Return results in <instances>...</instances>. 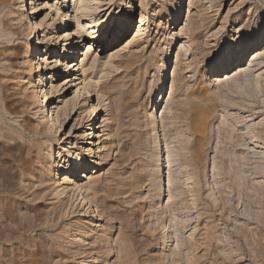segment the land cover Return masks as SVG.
Returning a JSON list of instances; mask_svg holds the SVG:
<instances>
[{"label":"rangeland","instance_id":"rangeland-1","mask_svg":"<svg viewBox=\"0 0 264 264\" xmlns=\"http://www.w3.org/2000/svg\"><path fill=\"white\" fill-rule=\"evenodd\" d=\"M103 1L92 0L99 22L146 13L152 22L130 45L136 23L107 49L96 40L80 72L94 94L89 104L66 91L64 68L51 80L53 107L77 111L53 134L55 158L79 113L92 115L98 100L100 124L111 131L97 142L101 159L89 158L98 174L79 180L84 195L58 197L53 159H35L48 139L36 140L43 115L29 57L45 43L42 29L51 33L57 22L48 11L29 15L23 0H0V264H264V67L239 75L264 54V42L228 76L205 81L210 66L254 40L264 0ZM91 43L89 32L77 52ZM171 51L169 89L154 112ZM91 132L87 124L78 134ZM160 169L166 178L156 190Z\"/></svg>","mask_w":264,"mask_h":264},{"label":"bare ground","instance_id":"bare-ground-1","mask_svg":"<svg viewBox=\"0 0 264 264\" xmlns=\"http://www.w3.org/2000/svg\"><path fill=\"white\" fill-rule=\"evenodd\" d=\"M114 1L115 0H104L102 3L97 4L100 6L101 4H103L105 7L111 8L114 4ZM132 3L133 2L131 0L129 4ZM36 4H38V6ZM29 5L31 8L30 10L32 11V13H30L29 15L34 13L43 14L45 11H48L50 13H47L46 17H49L53 22H57L56 27H54L52 30L50 29L51 33H49V31L45 29H42V34L39 36V40L42 36L45 43L39 42L36 46L34 45V48H31L32 53L29 56L32 59L30 60L32 62V66H34V63H36L35 65L38 69L36 72V66L34 67L33 73H31L32 75L30 81L31 85L33 84V87L35 88V97L42 105L39 112L41 115H43L42 121L37 125L36 140L46 139L45 141H47L48 139V141L44 144H42V142H40L39 144L37 143L39 141L36 142L35 140V142L37 143L36 145H41L40 147L38 145L40 149L34 147L38 149V151L36 150L37 152L35 151V159L39 162L42 161L46 156H48L51 160L53 159V162H51L49 168V173L50 175L55 174L56 176L55 181H57L59 185V189L57 192L58 197H66L68 195L81 197L84 195V193L83 188H81V186L79 185V180H83V178L88 177L90 174H98L96 167L92 168L91 171V162L89 158H94L97 156V159H101V157L99 156L100 152H97V150L101 148L100 145H102L103 141L101 143L97 142L100 141L103 136H107L104 141L110 140L108 138L111 137V131L110 128L106 126V124H100L101 116H99V114L103 110H101L100 108L102 107V102L98 100L97 106H89L90 113H92V115L90 114V116L87 117V114L86 116H83L82 113H79V116H81L80 119L76 121V123L72 126L70 132L65 135L63 145L62 147H60L58 155L55 158L54 142L52 139L53 134L55 132L61 133V130L66 128L69 121L74 119L77 111L72 109V111L66 112V106L60 109L57 107H53V105L56 103V96L54 95L55 87H53V81L51 80L53 79V77H55L56 72L60 68H64L61 77L63 79L62 85L67 87L66 91L67 89H75L73 95L74 97L72 99H76L78 100V102L85 101L89 104L92 101L94 94L87 91L85 78L83 77V74H80V72L84 71L85 67L88 65L90 59L88 52H90L98 43L96 40L98 39L99 41H101V43H107L106 45H104V48L107 49L118 41L120 35H126L129 31H131L134 24L136 23L139 30L135 33L133 40L130 41V45L134 40L136 41L143 39V28L150 24L152 22V19L149 17V15H147L148 13H146L140 15L137 18H125L118 23L111 24L106 21L99 22L98 19L93 17L95 15L94 13H96L97 11H93L94 8L92 6V0H23L22 7L28 8ZM109 8L107 10H109ZM75 22H77V27L73 31L72 25ZM230 22L232 27L236 25L235 20L234 22ZM37 26L39 25H32V28ZM239 28L238 30H236L235 27L234 29L232 28V32L238 34ZM89 32L92 43L87 45L88 48L86 53L81 54L80 52H77V50H79L80 43L86 40L87 34H89ZM55 38L58 39V42L53 46V39ZM263 42L264 25L260 26L258 32L255 34L254 40H252V42H249L239 55H233L230 59L220 64L218 63L216 65L210 66L205 81H207V79L211 81L213 78L219 76H228L232 70L239 68L240 65L245 62V60L247 61V57L251 53V51L256 49ZM181 51L183 50L181 49L178 53H182ZM48 55H50V59H54L52 62H50V65L46 61L47 58H43V56L48 57ZM80 55H85L84 59L81 60ZM170 55L171 56L166 59L159 71L160 81L162 85L157 101L153 107L154 112L161 109V107L159 108V104L164 103L165 96L169 89V82L171 78L170 71L175 60V54L172 53V51L170 52ZM72 57H74V61L70 60L72 59ZM40 63L44 64L46 68L40 69ZM252 63L253 64H251V66L247 70H240L239 75H249L252 74L255 70L259 69V67H264V54L258 53V55L255 56V59L253 58ZM34 75H37V79L34 78ZM227 83H231L230 79L227 81ZM158 101H160V103H158ZM74 111L76 112L74 113ZM46 112H48V116ZM49 114H51L50 119ZM71 115L74 116L71 117ZM152 117L153 120L156 121V115L153 114ZM104 122L105 121H102L101 123L104 124ZM87 124H90V127L93 128V132L87 135L78 134L79 132H83V129L86 128ZM106 131L110 132L108 134L101 135V133H105ZM99 132L101 133L99 134ZM75 140H81V143L79 144H81L82 146L78 147L77 144L74 143ZM72 161H74V163ZM93 163L97 166L102 165L101 162ZM75 164L77 165L74 166ZM165 178V171H163V169H160V171L158 172V177H156L155 179L156 190L160 187H163V180H165ZM86 201L88 205L89 200H85V202ZM123 248H121L120 251ZM122 255L124 254L122 253ZM121 259H124L126 261L125 257H121ZM124 260L122 261L123 263ZM124 264H126V262Z\"/></svg>","mask_w":264,"mask_h":264}]
</instances>
